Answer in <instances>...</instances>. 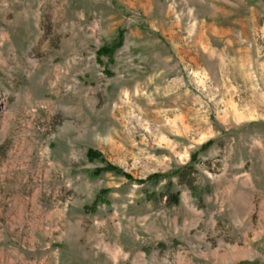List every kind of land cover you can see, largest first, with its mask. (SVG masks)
Wrapping results in <instances>:
<instances>
[{
  "label": "rangeland",
  "instance_id": "374dc122",
  "mask_svg": "<svg viewBox=\"0 0 264 264\" xmlns=\"http://www.w3.org/2000/svg\"><path fill=\"white\" fill-rule=\"evenodd\" d=\"M0 264H264V0H0Z\"/></svg>",
  "mask_w": 264,
  "mask_h": 264
},
{
  "label": "trees",
  "instance_id": "16d2710c",
  "mask_svg": "<svg viewBox=\"0 0 264 264\" xmlns=\"http://www.w3.org/2000/svg\"><path fill=\"white\" fill-rule=\"evenodd\" d=\"M99 52H100V51H99ZM100 53H101V52H100ZM175 198H176V197L173 196V197H171V200L174 202Z\"/></svg>",
  "mask_w": 264,
  "mask_h": 264
}]
</instances>
